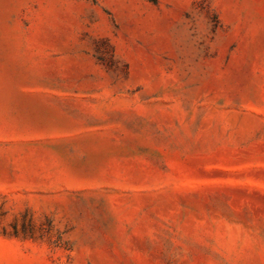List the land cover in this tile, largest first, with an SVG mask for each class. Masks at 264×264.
Instances as JSON below:
<instances>
[{"label":"rangeland","instance_id":"rangeland-1","mask_svg":"<svg viewBox=\"0 0 264 264\" xmlns=\"http://www.w3.org/2000/svg\"><path fill=\"white\" fill-rule=\"evenodd\" d=\"M0 264H264V0H0Z\"/></svg>","mask_w":264,"mask_h":264}]
</instances>
